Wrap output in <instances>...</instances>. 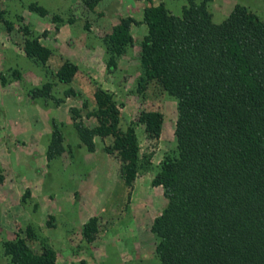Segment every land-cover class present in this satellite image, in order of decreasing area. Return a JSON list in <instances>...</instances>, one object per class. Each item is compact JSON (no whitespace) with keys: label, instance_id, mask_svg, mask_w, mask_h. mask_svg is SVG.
I'll return each mask as SVG.
<instances>
[{"label":"trees","instance_id":"trees-1","mask_svg":"<svg viewBox=\"0 0 264 264\" xmlns=\"http://www.w3.org/2000/svg\"><path fill=\"white\" fill-rule=\"evenodd\" d=\"M100 1L83 4L94 11ZM145 1L137 88L142 91L153 84L176 99V151L163 157L151 179L166 199L150 225L157 239L158 264H264V19L239 3L214 22L207 8L210 0H186L178 15L161 1ZM28 9L47 14L34 2ZM0 22L7 31L13 28L4 18ZM134 22L130 16L120 17L103 36L108 67L132 43ZM20 30L25 56L44 64L50 50L28 25L20 24ZM76 69L64 60L54 76L69 84ZM50 88L51 83H44L31 93L60 104L63 97L53 96ZM75 95L78 92L71 87L63 91L64 97ZM92 96L94 107L86 114L94 123L86 125L77 113L71 117L77 138L92 151L95 136L110 137L111 145L105 149L119 151L120 176L130 186L148 167L139 155L134 128L119 127V108L111 93L96 84ZM82 105L87 106L85 100ZM138 121L147 139L158 140L160 112L143 110ZM63 152L62 132L53 125L46 159ZM95 231L96 219L91 217L82 226V237L89 242ZM2 246L9 264H56L51 248L42 245L34 252L19 233Z\"/></svg>","mask_w":264,"mask_h":264},{"label":"rangeland","instance_id":"rangeland-1","mask_svg":"<svg viewBox=\"0 0 264 264\" xmlns=\"http://www.w3.org/2000/svg\"><path fill=\"white\" fill-rule=\"evenodd\" d=\"M151 1L163 2L176 15L186 4V0ZM33 2L47 14L30 11L28 4ZM236 3L264 19V0H210L207 8L212 20L219 22ZM147 4L145 0H101L89 11L83 0H0V17L13 25L7 31L0 22V264H9L2 242L17 233L34 252L42 245L51 248L56 264H158L157 239L150 225L166 199L151 179L163 157L176 151V99L153 84L142 91L137 88L139 44L146 33L142 9ZM123 16L135 20L130 26L132 43L108 67L103 36ZM20 24L28 25L50 50L44 64L23 53ZM64 60L77 67L69 84L54 76ZM44 83H51L53 96L63 97L60 104L31 93ZM96 84L111 93L118 105L119 127L132 124L139 155L147 161L148 167L137 173L130 186L120 176L119 151L105 149L111 138L95 136L94 149L88 151L73 128L74 113L86 125L94 123L86 113L94 107ZM67 87L78 95L64 97ZM143 110L162 114L156 141L147 139L138 121ZM53 125L62 132L64 152L47 160L45 148ZM91 217L96 219V231L87 242L81 229Z\"/></svg>","mask_w":264,"mask_h":264}]
</instances>
